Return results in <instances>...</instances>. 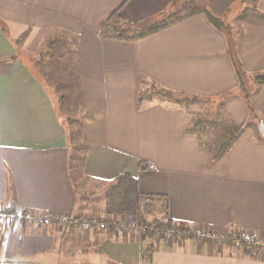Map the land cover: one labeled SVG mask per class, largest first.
I'll use <instances>...</instances> for the list:
<instances>
[{"label": "crops", "instance_id": "obj_1", "mask_svg": "<svg viewBox=\"0 0 264 264\" xmlns=\"http://www.w3.org/2000/svg\"><path fill=\"white\" fill-rule=\"evenodd\" d=\"M192 1L0 0V211L105 216L109 196L96 209L75 181L77 162L79 178H136L154 206L148 222L168 216L192 231L264 237V85L255 82L264 75V0H196L224 20L221 29L192 13ZM188 5L184 19L144 38L101 33L118 10L124 21L145 24ZM61 36L75 39L81 158L38 70ZM146 82L209 101L194 103H205L207 120L243 132L214 160L188 131L196 117L189 106L144 101ZM141 162L150 168L141 170ZM0 264H264V250L0 220Z\"/></svg>", "mask_w": 264, "mask_h": 264}, {"label": "trees", "instance_id": "obj_2", "mask_svg": "<svg viewBox=\"0 0 264 264\" xmlns=\"http://www.w3.org/2000/svg\"><path fill=\"white\" fill-rule=\"evenodd\" d=\"M192 13L201 12L204 13L210 23H212L215 27L221 29L224 27L225 22L222 18L216 17L205 4L197 2L196 0L191 2ZM189 15V13L187 14ZM187 15H181L179 10H171L169 12L163 13L159 16V18L150 23H132L127 22L122 19L119 14V10L115 11L110 18H108L101 25V33L105 37L118 38V39H128V40H136L140 38H144L148 35L154 34L169 25L176 23L182 19H184ZM54 58L51 55L50 61ZM50 61L46 64L49 66ZM240 79V86L244 93V97L248 103L250 111L256 117V113L251 106L249 101V92H247L246 81L244 73L241 71L238 72ZM76 80L77 88V74L73 75ZM255 82L259 85H264V75H260L255 77ZM152 89L156 91L157 95L161 98L162 101H170L175 102L179 105L188 107L195 102L205 101L206 104L209 101L203 100L198 96H189L187 94L175 93L172 91L165 90L163 88H159L155 84H151ZM231 95L230 93L225 94L224 97H228ZM142 97L140 96V102L142 101ZM78 102V101H77ZM205 104V103H202ZM77 108H79V102L77 104ZM207 114V113H206ZM204 115H198L194 117V122L192 127L188 128V131L194 132L198 135L201 144L208 148L214 160L220 158L224 153L228 151L231 145L237 140V138L241 135L244 130V127H239L236 125H225V124H216L212 120H207V117H202ZM207 116H209L207 114ZM210 117V116H209ZM78 121V120H75ZM79 125L80 122L78 121ZM204 126H210L215 128L214 135H210L207 133V137L205 134L206 128ZM249 126V125H248ZM264 128V126H261ZM77 136H81V129L77 130ZM150 165L146 162L140 163L141 170H148ZM146 196L142 195L138 191V185L136 178L128 175H121L115 179V186L112 189V193L109 194V204H108V214H136L141 208L143 202L147 201ZM142 225L146 226L147 235L153 236L156 233V230L162 229L163 231L167 228H171L169 230H176V236L178 237H190L195 238V235L191 229L187 226H176L173 224L170 218H166V221L155 220L150 224H147V220L145 217L140 218ZM163 237V236H161ZM152 253V248H149L146 252H144V259H150Z\"/></svg>", "mask_w": 264, "mask_h": 264}, {"label": "rangeland", "instance_id": "obj_3", "mask_svg": "<svg viewBox=\"0 0 264 264\" xmlns=\"http://www.w3.org/2000/svg\"><path fill=\"white\" fill-rule=\"evenodd\" d=\"M181 15H187L189 11V5L185 8H182L179 10ZM65 37L58 38L59 42H54L53 45L50 46V56L53 55L54 58L50 61V65L46 66L47 58L49 56H44L46 58L43 62H40L38 65V70L41 72V78L44 80L46 85L51 88L52 94L55 96L56 103H57V110L64 122L66 121V124L70 130L71 137L74 143V156L77 154L80 158L84 153L83 146L81 145L80 137L77 136V130H79L80 125L78 123V108L77 104L79 102V95H78V88L76 84V80L74 79V76L76 74V67L74 65V62L71 60L70 56L73 52V42L75 39L69 38L70 40H65ZM72 57V56H71ZM50 58V57H49ZM51 59V58H50ZM143 91L142 96L144 101H161V98L159 95H157L156 91L152 89L151 84L144 83L143 84ZM78 101V102H77ZM205 104H191L189 105V109L194 112L196 116L198 115H204L202 117H207L205 109ZM205 107V108H204ZM212 113V111H210ZM78 120V121H75ZM80 161H78L79 163ZM79 166L77 162L74 163V177L75 181L83 191V194L91 198L92 202L94 203V206H96V209L100 206V202L105 198L104 196H109L110 193H112V189L115 186V183L113 182H95L91 181L90 179L86 177H80L78 175V172H76L75 168ZM78 170V168H77ZM89 186V187H88ZM109 199V197H108ZM109 202V201H108ZM152 207L154 208L153 204L151 202H143L141 205V208L139 209L136 214H106L103 217H98L97 215H88L87 218L92 219H98L100 221L106 222L107 230H112L111 223L114 221L118 222L117 224H135V226L139 225L144 228L143 232L139 233L141 238L147 237V229L146 226L142 225L140 218L145 217L148 215L149 211L150 214H155L154 210H152ZM152 210V212H151ZM98 213V212H96ZM85 218V217H81ZM155 221V220H154ZM153 222V221H151ZM151 222H147V224H150ZM137 224V225H136ZM111 228V229H110ZM115 229V227H114ZM171 228H167L166 230H156V233L153 235L155 237L160 238L163 236L165 239L168 240H175V238H179L178 236H173L170 238L168 236V231ZM103 230V229H102ZM176 231V230H175ZM133 232V231H131ZM196 238V237H195ZM224 244L232 245L231 242H227Z\"/></svg>", "mask_w": 264, "mask_h": 264}, {"label": "built area", "instance_id": "obj_4", "mask_svg": "<svg viewBox=\"0 0 264 264\" xmlns=\"http://www.w3.org/2000/svg\"><path fill=\"white\" fill-rule=\"evenodd\" d=\"M0 220L2 221H12L16 224L32 223V224H58L60 227H70V228H81L84 230H102L107 229L106 222L100 221L98 219L92 218H75L70 215H59L50 216L41 212H6L0 211ZM114 221L111 223V228L115 232H143L144 228L142 226H135V224H117ZM115 227V229H114ZM110 228V229H111ZM168 236L172 238L175 236V230H169ZM194 235L198 239H206L213 244H224L231 242L232 245L242 250L246 253H255L257 251L264 250V237L256 235L241 234L239 232L233 231L230 233H214L206 230L196 229L193 231Z\"/></svg>", "mask_w": 264, "mask_h": 264}, {"label": "water", "instance_id": "obj_5", "mask_svg": "<svg viewBox=\"0 0 264 264\" xmlns=\"http://www.w3.org/2000/svg\"><path fill=\"white\" fill-rule=\"evenodd\" d=\"M262 133L264 134V128H261Z\"/></svg>", "mask_w": 264, "mask_h": 264}]
</instances>
